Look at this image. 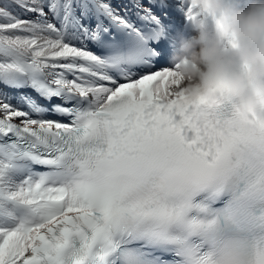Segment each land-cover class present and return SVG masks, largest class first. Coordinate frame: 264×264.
Here are the masks:
<instances>
[{"label": "snow or ice", "instance_id": "snow-or-ice-1", "mask_svg": "<svg viewBox=\"0 0 264 264\" xmlns=\"http://www.w3.org/2000/svg\"><path fill=\"white\" fill-rule=\"evenodd\" d=\"M170 9L184 35L207 15L0 0V85L27 107L0 89V196L20 209L0 264H264V115L182 97L174 66L143 71L176 46Z\"/></svg>", "mask_w": 264, "mask_h": 264}, {"label": "clouds", "instance_id": "clouds-1", "mask_svg": "<svg viewBox=\"0 0 264 264\" xmlns=\"http://www.w3.org/2000/svg\"><path fill=\"white\" fill-rule=\"evenodd\" d=\"M206 13L179 34L170 62L180 95L264 115V0H188Z\"/></svg>", "mask_w": 264, "mask_h": 264}]
</instances>
